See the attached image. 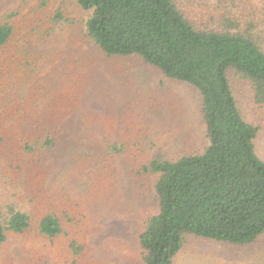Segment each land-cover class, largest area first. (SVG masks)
<instances>
[{
  "label": "trees",
  "instance_id": "16d2710c",
  "mask_svg": "<svg viewBox=\"0 0 264 264\" xmlns=\"http://www.w3.org/2000/svg\"><path fill=\"white\" fill-rule=\"evenodd\" d=\"M75 2L89 13L84 33L102 54L136 57L199 96L204 151L177 160L157 155L142 168L156 177L159 208L140 236L142 263L173 264L188 237L235 247L257 243L264 235V160L255 144L261 127L244 117L233 79L248 85L254 103L264 107V0ZM13 38V26L0 20V166L12 168L15 153L31 174L25 181L44 180L51 158L72 154L77 166L111 175L121 152L110 141L101 152L74 150L65 141L59 126L72 96L61 104L64 92L39 82L35 69L47 54L30 42L8 53ZM36 217L1 203L0 249L11 235L34 228L44 238L62 235L57 210Z\"/></svg>",
  "mask_w": 264,
  "mask_h": 264
},
{
  "label": "rangeland",
  "instance_id": "374dc122",
  "mask_svg": "<svg viewBox=\"0 0 264 264\" xmlns=\"http://www.w3.org/2000/svg\"><path fill=\"white\" fill-rule=\"evenodd\" d=\"M88 17L75 0H0V20L14 28L8 53L30 42L47 54L35 69L39 82L63 91L61 104L72 96L59 126L65 141L98 152L110 141L121 152L111 175L77 166L72 154L51 158L44 180L25 181L31 174L15 153L12 168L1 164L0 204L15 203L35 221L53 208L65 226L55 239L35 228L11 235L0 264H143L140 236L159 211L156 177L143 166L157 155L177 160L208 145L197 92L136 57L102 54L85 36ZM233 86L244 117L261 127L255 144L264 160V107L244 82L233 79ZM173 264H264V235L248 247L188 237Z\"/></svg>",
  "mask_w": 264,
  "mask_h": 264
}]
</instances>
